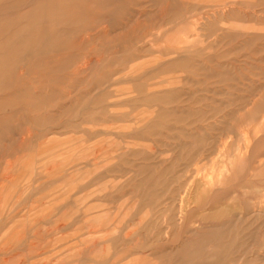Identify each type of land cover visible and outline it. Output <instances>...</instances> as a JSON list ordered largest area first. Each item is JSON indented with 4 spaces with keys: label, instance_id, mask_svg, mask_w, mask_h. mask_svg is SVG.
I'll list each match as a JSON object with an SVG mask.
<instances>
[{
    "label": "rangeland",
    "instance_id": "obj_1",
    "mask_svg": "<svg viewBox=\"0 0 264 264\" xmlns=\"http://www.w3.org/2000/svg\"><path fill=\"white\" fill-rule=\"evenodd\" d=\"M0 264H264V0H0Z\"/></svg>",
    "mask_w": 264,
    "mask_h": 264
},
{
    "label": "bare ground",
    "instance_id": "obj_2",
    "mask_svg": "<svg viewBox=\"0 0 264 264\" xmlns=\"http://www.w3.org/2000/svg\"><path fill=\"white\" fill-rule=\"evenodd\" d=\"M84 63V62H83ZM217 177H218V175H217ZM208 178V177H207ZM49 200V199H48ZM28 205V204H27Z\"/></svg>",
    "mask_w": 264,
    "mask_h": 264
}]
</instances>
